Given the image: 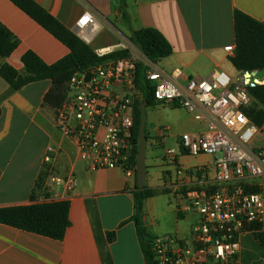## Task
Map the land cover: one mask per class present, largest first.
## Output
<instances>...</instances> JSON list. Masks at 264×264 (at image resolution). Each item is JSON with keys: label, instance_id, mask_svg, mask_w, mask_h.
Returning a JSON list of instances; mask_svg holds the SVG:
<instances>
[{"label": "crops", "instance_id": "crops-1", "mask_svg": "<svg viewBox=\"0 0 264 264\" xmlns=\"http://www.w3.org/2000/svg\"><path fill=\"white\" fill-rule=\"evenodd\" d=\"M33 1L72 32L87 11L93 12L102 26L93 43H97L95 48L116 45L120 37L129 39L133 31L155 28L172 45L169 58L175 68L200 78H209L218 70L228 72L233 66L225 47L235 46L236 10L264 21V0H125L126 18L121 0ZM0 23L18 40L9 57H0V65L8 64L21 72L22 57L27 52L35 53L47 65L70 53L11 0H0ZM161 64L156 65L163 68ZM51 88L52 81L43 80L10 92L9 84L0 77V98L6 95L0 103V209L31 205L40 197L37 185L43 158L52 145L60 150L57 172L67 174L72 169L78 180L67 200L70 226L63 240H55L0 223V264H149L138 224L149 238L188 236L198 216L192 214L193 219L179 212L178 193L171 187L175 168L155 158L154 151L148 157L146 153V186L157 194L144 201L142 216L136 221V174L129 177L121 169L89 170L77 159L74 143L55 127V109L45 103ZM150 110L146 134L151 145L155 147L156 139V144L168 147L163 131L170 132V128L154 124V111ZM192 121L184 133L206 129V123ZM212 161L208 155L182 153L178 157L186 168L206 167L209 178L214 176ZM109 234H115L113 241ZM228 264H264L262 244L253 234L244 235L236 259Z\"/></svg>", "mask_w": 264, "mask_h": 264}, {"label": "built area", "instance_id": "built-area-1", "mask_svg": "<svg viewBox=\"0 0 264 264\" xmlns=\"http://www.w3.org/2000/svg\"><path fill=\"white\" fill-rule=\"evenodd\" d=\"M102 26L87 11L76 23L77 36L92 45ZM236 47L225 51L232 58ZM109 59L76 71L68 82L65 100L55 114V127L71 140L76 156L89 170L121 169L136 174L133 163L135 109L140 93L138 65L154 88L156 104L183 108L197 122L198 133H184L178 149H167L175 167L171 187L178 193L179 212L198 216L188 236H157L149 242L154 264H228L234 261L246 234H264V194L248 190L252 180H264V123H254L248 110L256 101L251 88L264 86V71L232 75L214 71L209 78L192 77L177 67L167 71L151 62L128 38L116 45L95 48ZM263 73V74H262ZM166 130L163 131V133ZM185 153L213 158L214 176L207 168H186L178 157ZM60 150L49 145L39 178L40 197L33 204L67 201L78 186L75 172H57Z\"/></svg>", "mask_w": 264, "mask_h": 264}, {"label": "trees", "instance_id": "trees-1", "mask_svg": "<svg viewBox=\"0 0 264 264\" xmlns=\"http://www.w3.org/2000/svg\"><path fill=\"white\" fill-rule=\"evenodd\" d=\"M11 1L67 46L70 53L57 63L47 65L35 53L27 52L22 57L24 68L21 72L8 64L0 65V77L9 84L10 92L19 91L35 82L51 80L52 88L45 96V103L57 110L66 98L68 82L76 71L127 55V52H117L100 58L90 45L82 41L75 33L66 28L33 0ZM125 6V0H121V11L126 18ZM234 31L236 49L234 57L231 58L233 66L239 71H264V21H257L236 10L234 12ZM129 39L155 64L173 54L170 42L155 28L133 31ZM17 46L18 40L0 23V57H9ZM146 70L143 64L138 65L136 81L140 98L135 109L133 129L135 141L133 163L135 165H137L139 147L140 106L142 103L140 99L143 97L147 107L156 105L154 88L146 79ZM250 92L256 101L249 108L248 114L254 123L262 125L264 123V86L251 88ZM5 97L6 95L0 98V103ZM248 190L253 193L260 191L255 186L248 187ZM156 194V190L147 186L143 189L137 187V191L134 193L136 221H139L142 216L144 201ZM69 210L70 203L68 201L2 208L0 209V223L55 240H63L67 228L70 226ZM138 230L145 257L149 264H154L149 247L151 238L140 224H138ZM114 238L115 234H109L110 241H113ZM257 239L264 248V235L259 234Z\"/></svg>", "mask_w": 264, "mask_h": 264}, {"label": "rangeland", "instance_id": "rangeland-1", "mask_svg": "<svg viewBox=\"0 0 264 264\" xmlns=\"http://www.w3.org/2000/svg\"><path fill=\"white\" fill-rule=\"evenodd\" d=\"M96 46H97V43L93 44L91 47L94 49ZM161 63H162L161 66L169 72L172 71L177 66V65H173V60H171L170 58L161 60ZM226 64L228 65L229 62H226ZM228 72L232 75H235L237 73V69L233 66H230L228 68ZM148 108L151 109L150 111H154V117H153L154 124H161L162 125L161 127H164V128L169 127L170 132L168 131L164 132L165 135L168 137V147H162L159 144H156V139L153 141L155 144V147H152L151 138L147 134V137H148L147 152H146L147 157L149 156V152L154 151L155 158H157L159 161H163V163H168L171 169L174 170L175 167L171 165L169 163V160L166 158V150L168 148L178 149L180 137L184 134L186 129H188L190 126L193 125V121H192L193 118L183 108H173L170 106H166L164 104H156L155 106H149ZM146 116H147V126H148L149 125L148 120H151L152 116L150 113L147 114V110H146ZM164 151H165V154H164ZM262 181L258 179L252 180L250 187H254V186L258 187L260 189L258 193L264 194V182ZM192 214L193 213H189V217H192L194 219ZM197 220H198V217H197ZM259 234H263V233H257L253 235L257 238Z\"/></svg>", "mask_w": 264, "mask_h": 264}, {"label": "water", "instance_id": "water-1", "mask_svg": "<svg viewBox=\"0 0 264 264\" xmlns=\"http://www.w3.org/2000/svg\"><path fill=\"white\" fill-rule=\"evenodd\" d=\"M73 33L77 35V29L73 30ZM141 120L139 127V142H138V157H137V165H136V179H137V187L139 189H143L146 186L147 182V166H146V152H147V134H146V126H147V103L144 101L143 97H141Z\"/></svg>", "mask_w": 264, "mask_h": 264}]
</instances>
